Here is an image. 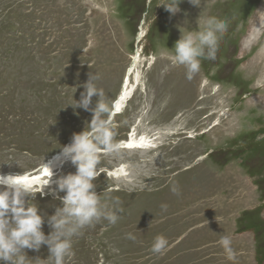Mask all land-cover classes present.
<instances>
[{
  "label": "rangeland",
  "instance_id": "1",
  "mask_svg": "<svg viewBox=\"0 0 264 264\" xmlns=\"http://www.w3.org/2000/svg\"><path fill=\"white\" fill-rule=\"evenodd\" d=\"M161 2L0 0V174L31 170L71 142L73 134L88 130L92 112L74 109L73 100H80L83 84L95 74L112 104L143 23V58L137 63L143 87L113 115L115 142L127 137L142 107L145 126L180 125L184 132L165 137L156 149H119L102 157L93 181L96 192L109 205L118 198L122 211L117 223L102 219L74 238L75 256L66 264H264L258 247H264V37L251 42L253 28L264 21V0H202L200 7L181 0L174 15ZM198 17L228 20L229 27L217 59L202 60L200 72L189 80L185 67L173 66L170 57L181 34L200 28ZM202 96L206 100L199 102ZM177 144L195 151L194 167L180 165L175 175L151 181L168 167L161 165L163 159L177 157L171 152ZM119 162L126 165V175L118 180L107 170ZM62 169L60 177L76 171L70 160ZM199 174L211 176L219 212L206 228L203 222L210 219L198 218V231L172 230L176 218L171 216L186 192L177 196L172 188L189 186ZM34 202L47 215L61 206L50 194L36 193ZM42 231L47 235L51 228L45 223ZM158 235L169 242L163 254L151 251ZM223 236L232 240V259L220 244ZM25 251L30 258L48 255L46 246Z\"/></svg>",
  "mask_w": 264,
  "mask_h": 264
},
{
  "label": "clouds",
  "instance_id": "2",
  "mask_svg": "<svg viewBox=\"0 0 264 264\" xmlns=\"http://www.w3.org/2000/svg\"><path fill=\"white\" fill-rule=\"evenodd\" d=\"M180 2L162 0L158 5L174 15L180 11ZM188 2L200 7L202 0ZM198 19L200 28L181 34L170 57L173 66L185 67L189 80L200 72L202 60L217 59L220 40L229 27L228 20L216 17ZM258 25L252 30L251 42L264 37V21ZM98 79L95 74L89 75L83 84L84 92L80 100H73L74 105H71L74 109L82 108L92 112L88 130L73 134L71 143L61 149L63 157L75 166L74 174L58 178L55 189H49L48 193H45L44 187L49 184L51 171L39 189L31 181L22 178L20 173L0 174V264H31L33 259L45 261V264H66L75 256L74 238L79 237L86 227L102 219L110 224L117 223L118 213L122 211L117 207L119 199L111 205L103 203L100 194L96 192L97 185L93 182L100 175L98 165L102 157L118 153L120 148L115 142L116 133L112 127L113 105L109 103L104 90L97 87L95 81ZM94 96L97 98L95 107L90 108ZM61 192L64 193L62 196L59 195ZM172 192L179 195L178 187H173ZM36 193L41 196L52 195L53 199L61 202V206L56 207L51 215L40 213L34 202ZM30 199L33 201L31 204ZM162 208L166 210L167 206L163 205ZM45 223L51 228L47 235L42 231ZM129 238L135 239L133 236ZM168 244L166 237L158 235L152 243L151 251L163 254L168 250ZM220 244L229 259L234 258L231 238L223 236ZM42 246L47 247L46 258L28 257L26 249L38 252Z\"/></svg>",
  "mask_w": 264,
  "mask_h": 264
},
{
  "label": "bare ground",
  "instance_id": "3",
  "mask_svg": "<svg viewBox=\"0 0 264 264\" xmlns=\"http://www.w3.org/2000/svg\"><path fill=\"white\" fill-rule=\"evenodd\" d=\"M145 33H146V30L144 29L143 23H142V26L139 28L136 34L137 43H136L135 51L131 54L130 64L123 74L124 76H123L122 81L120 82V86L116 94L117 96L112 102L113 109H114L113 115H118L122 113L128 101H130L135 95L134 94L135 91H137L139 87H143V82L141 81L142 77H140L141 75H139L140 72L137 69V65H138L137 63L143 58L141 55V46L139 42L145 37L144 36ZM149 63L151 64L152 62L150 61ZM204 85L203 87H205ZM203 89L204 88H202V90ZM194 99H195V96L192 94L189 97V102H192ZM204 100H206V98L205 96H202L201 101L199 100L198 101L203 102ZM118 106H119V111L117 110ZM144 111H145L144 107L140 108V114L139 115L137 114L138 115L137 117H135L136 115L133 117L132 124L130 126L131 128L127 132L128 133L127 137L124 139H121L118 142V144L120 145L119 149L128 150V151L146 152L147 150L158 148V146L163 143V140H165V137L168 136L171 138L173 136H177L184 132L182 131L183 127H181L180 125L177 128L173 125H170L167 127H161V128L158 127L157 129L145 126L144 119L146 118V114H145L146 111L145 112ZM197 112L201 114L200 110H198ZM192 137H193V134L187 136V138H192ZM70 143L71 142H67L63 146L69 145ZM62 147H60V149L50 153L49 156L42 159L41 163L39 164V165H42V168H43L42 171L44 175L42 177L34 176L35 172L33 171L31 172L24 171L20 173L22 175V178H25L31 181L34 187L36 189H39L41 187V182L43 180L48 179V174L51 171L52 175L50 177V181L47 186L50 187L54 185L55 181L58 178H60L59 175H61V170H63L62 169L63 165L67 161H69L63 157L61 153ZM171 152H172V155L175 153L177 157L169 161L163 159L164 164L161 163V165L164 166L165 164H167L168 167L164 169L161 167L158 171L160 174L157 177L156 176L152 177L151 181L159 183L163 181L165 178H167V175H166L167 173L173 172V175H175L176 173L179 172L177 171V169L178 167H180V165H185V167L181 169L187 170V169L194 167V165L196 164V162L192 163L194 160L193 158L195 156V151L189 152L184 149L180 150L177 144L176 147ZM200 158L201 157H199V159ZM141 161H145V159L141 158ZM125 170H126V165L124 164V162L122 163L119 162L117 166H115L112 169L107 170V172L109 173L110 176H112L113 178H117L119 180L122 176L126 175ZM173 170H175V172ZM1 174H17V173L2 172ZM191 179H192V182L189 183L190 184L189 186L186 185L185 187H178L179 194L183 190H185L186 192L183 191L185 193V197H183V199H180L182 203L178 211L174 213L175 215L173 217L171 216V218H176L175 220H173L175 222L170 221V222H173L171 223L172 230L181 229V230L186 231L187 230L186 228L188 227L189 230L198 231L199 223H202L201 220H199L198 218L210 219L207 221L204 220L203 222L204 223L203 225H205V228H206V225L211 224L212 221L214 220V216H216L219 212L213 206V200L215 199L213 198V196L215 197V194L217 191L210 189V184L212 183L211 176H208V175L201 176L199 174L197 176L193 175ZM177 198L178 197H176V199ZM201 210H203L204 213L202 215H197L198 211L200 212ZM178 226L179 228H175Z\"/></svg>",
  "mask_w": 264,
  "mask_h": 264
},
{
  "label": "water",
  "instance_id": "4",
  "mask_svg": "<svg viewBox=\"0 0 264 264\" xmlns=\"http://www.w3.org/2000/svg\"><path fill=\"white\" fill-rule=\"evenodd\" d=\"M42 170H43L42 165H38L37 167L29 170L28 172L33 171V172H35L34 176L42 177L44 175Z\"/></svg>",
  "mask_w": 264,
  "mask_h": 264
},
{
  "label": "trees",
  "instance_id": "5",
  "mask_svg": "<svg viewBox=\"0 0 264 264\" xmlns=\"http://www.w3.org/2000/svg\"><path fill=\"white\" fill-rule=\"evenodd\" d=\"M258 247H260L261 249L264 250V247H262V245H260V243H258ZM262 255V254H261ZM261 259V256L259 257V260Z\"/></svg>",
  "mask_w": 264,
  "mask_h": 264
},
{
  "label": "snow or ice",
  "instance_id": "6",
  "mask_svg": "<svg viewBox=\"0 0 264 264\" xmlns=\"http://www.w3.org/2000/svg\"><path fill=\"white\" fill-rule=\"evenodd\" d=\"M117 110L119 111V106H118Z\"/></svg>",
  "mask_w": 264,
  "mask_h": 264
}]
</instances>
